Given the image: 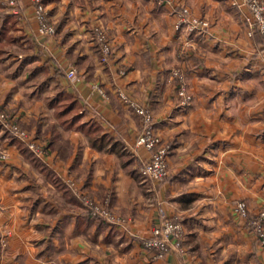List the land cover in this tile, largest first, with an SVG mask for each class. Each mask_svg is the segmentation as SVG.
Returning a JSON list of instances; mask_svg holds the SVG:
<instances>
[{"label":"crops","instance_id":"crops-1","mask_svg":"<svg viewBox=\"0 0 264 264\" xmlns=\"http://www.w3.org/2000/svg\"><path fill=\"white\" fill-rule=\"evenodd\" d=\"M54 33L43 35L30 0L11 13L0 0V107L62 181L75 201L24 158L0 123V264H264V252L232 205L264 210V43L247 34L243 5L231 0H42ZM187 7L209 27L176 29ZM112 46L106 62L94 29ZM74 67L77 79L66 77ZM191 95L180 103L170 71ZM118 91L146 107L169 146L167 176L143 179L135 141L141 118ZM77 103L106 143L92 145L62 127L50 105L56 94ZM46 146V147H44ZM77 195L122 219L89 215ZM184 229L181 249L155 258L139 236L163 219ZM5 241V245L1 241Z\"/></svg>","mask_w":264,"mask_h":264},{"label":"built area","instance_id":"built-area-1","mask_svg":"<svg viewBox=\"0 0 264 264\" xmlns=\"http://www.w3.org/2000/svg\"><path fill=\"white\" fill-rule=\"evenodd\" d=\"M34 13L38 19V30L43 35L54 33V25L48 19L42 0H30ZM161 4L164 0H155ZM11 13H19V0H1ZM232 5H243L246 9L243 14V21L246 25L247 34L251 36L254 32L259 33L264 43V0H231ZM209 27V21L191 13L187 7H182L176 12L175 28H185L187 31H203ZM95 39L100 52V61L106 62L111 54L112 46L105 31L101 27L94 29ZM66 77L72 80L77 79L74 67L66 71ZM170 80L177 83L176 94L180 98L182 105H187L191 101L188 93L183 73L179 69L170 71ZM119 99L128 105L142 121V129L136 138L135 146L143 147L148 151V156L139 159L138 172L143 179L150 181H162L167 176V157L170 152L169 146L161 142L153 128V117L151 112L139 105L124 92L118 91ZM0 123L19 141L23 142L35 155L41 157L44 154L42 146L29 139L27 132L22 129L14 120L13 116L3 107H0ZM5 153L0 151V159L5 158ZM64 182L72 189L73 183L69 179ZM83 203L89 215L102 217L113 224L123 225L124 219L115 216L109 208L100 202L90 199L83 195H77ZM232 211L239 217L247 219L245 224L256 236L260 248L264 252V210L249 215L248 205L244 200H238L232 205ZM184 229L177 219H163L155 224L148 235L139 236L140 245L143 249L154 250L155 258H164L170 251L181 249V239ZM5 245V241H1Z\"/></svg>","mask_w":264,"mask_h":264},{"label":"trees","instance_id":"trees-1","mask_svg":"<svg viewBox=\"0 0 264 264\" xmlns=\"http://www.w3.org/2000/svg\"><path fill=\"white\" fill-rule=\"evenodd\" d=\"M50 105L53 108L54 117L62 127L82 131L88 137L92 145L100 147L102 144L106 143V136L100 133V129L97 125L91 121H80L81 117L77 111V103L69 94L59 92L56 94L55 98L50 101ZM18 142L17 145L24 158L42 172L68 200L75 201L71 188L23 142Z\"/></svg>","mask_w":264,"mask_h":264}]
</instances>
